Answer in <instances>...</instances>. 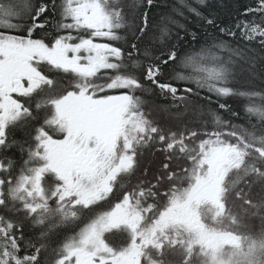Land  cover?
<instances>
[{
  "label": "snow or ice",
  "instance_id": "snow-or-ice-1",
  "mask_svg": "<svg viewBox=\"0 0 264 264\" xmlns=\"http://www.w3.org/2000/svg\"><path fill=\"white\" fill-rule=\"evenodd\" d=\"M154 7L0 0V264H264V90L230 86L255 63L247 45L264 50V0L224 26L186 0L158 19ZM185 9L204 42L182 55L201 40ZM138 91L170 100L180 129ZM228 97L251 101L243 117ZM10 126L28 139L9 140ZM13 145L19 163L2 156ZM147 148L166 154L151 180L137 175ZM61 226L78 230L53 248ZM21 242L34 251L20 256Z\"/></svg>",
  "mask_w": 264,
  "mask_h": 264
},
{
  "label": "trees",
  "instance_id": "trees-1",
  "mask_svg": "<svg viewBox=\"0 0 264 264\" xmlns=\"http://www.w3.org/2000/svg\"><path fill=\"white\" fill-rule=\"evenodd\" d=\"M60 0H57L59 3ZM131 2V0H129ZM188 5L192 7H198L199 10L207 15L209 11H212L217 14L218 23L221 26L234 24L237 19H251V17H242L239 14L243 13L246 7H255L258 0H206V5H197L196 0H186ZM177 0H157V7L152 9V14H155L156 19L159 18L158 14L170 12L171 6L176 5ZM185 15L187 16L188 27L191 31H196L201 36V40L196 43L195 48H190L182 51V55L185 52L194 53L200 50L201 44H203V36L204 32L202 28H198L197 25L201 24L200 21L194 14H190L185 9ZM183 22V21H182ZM222 22V23H221ZM208 32L213 33L215 35H219L218 32H214L213 29L209 28ZM75 34V33H73ZM191 40V37H188ZM97 42H106L102 39H97ZM209 44L212 43L211 40L208 41ZM248 48L252 50L250 55L254 54L255 63L251 64L246 61L240 62L238 65L236 72L237 77L235 82L231 83L230 86L236 88L240 91H262L264 90V50H261L259 47L258 41H254L251 44L247 45ZM177 71H183L181 68H177ZM185 85H179V87L183 88ZM189 87L195 88V85H187ZM154 88V86H153ZM158 91V90H157ZM136 95L141 96L142 99L145 101V111L151 110L152 118L156 119L160 125L166 127V129L170 128L172 131H178L180 129V122L177 120L172 119V113L176 111V109H171L169 107L171 101L168 99L161 98L158 94L155 93H144L137 92ZM201 96L207 95L206 91H201ZM196 103H203V101L199 100L198 97L191 98ZM216 97L213 96V100ZM221 103H227L228 105L232 106L233 109H237L240 111L241 117L244 115V108L246 106H251V101L248 98H238V97H228V98H221ZM256 102H259V98H257ZM157 106H163L165 110H158ZM216 107L215 104L212 105ZM183 107L179 109V111H183ZM43 117V113L40 114ZM225 118H227V114L225 113ZM42 122V120H41ZM239 123L240 121H235ZM211 130V129H210ZM29 129L22 128L19 126L12 127L8 129L9 140H15L17 142H23L28 139ZM191 145L192 142L188 141ZM26 147V145H25ZM155 147H161L160 145H156ZM178 152V149H177ZM165 153L154 151L153 148H147L145 150L144 156L142 158L141 164V171L137 175H141L143 173L144 168H147V174L143 175L142 178L145 180H151L153 174L160 169L162 164L165 162ZM2 156H6L12 158L13 160L17 161L18 163L21 160V152L17 145H13L12 147L8 148L6 151L3 152ZM2 158V157H0ZM182 167H187L183 161L181 162ZM179 171L178 169H176ZM135 182V181H133ZM238 204V202H236ZM107 205L103 206L101 209H97V211L106 209ZM251 223V221H250ZM261 221L257 218L255 220V226L257 228L260 227ZM78 228H70L66 226H61L56 229V235L52 237V245L51 247H56L57 243L65 236H70L73 234L74 231H77ZM40 231V227L37 226L35 228L29 229L25 228L24 234L26 237H35L38 235ZM31 251L34 249H30L29 252H25L23 248V242H21V251L19 252L20 256H24L26 254H30ZM47 257L48 261H52L55 259L51 250L47 253L42 254L41 259L42 261L44 258Z\"/></svg>",
  "mask_w": 264,
  "mask_h": 264
}]
</instances>
